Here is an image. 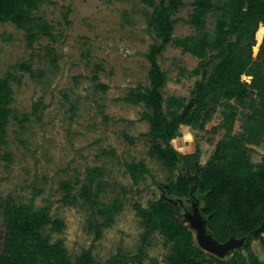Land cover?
Segmentation results:
<instances>
[{
    "label": "rangeland",
    "instance_id": "374dc122",
    "mask_svg": "<svg viewBox=\"0 0 264 264\" xmlns=\"http://www.w3.org/2000/svg\"><path fill=\"white\" fill-rule=\"evenodd\" d=\"M192 1L186 0L174 15V40L159 56L169 77L164 89L169 117L190 102L201 78V73L194 72L200 58L185 51L178 40L212 33L221 12L219 8L210 13L205 30L199 32L188 22L194 11ZM153 10L143 0H46L34 15L47 24L49 33L40 34L32 45L25 30L0 22V76L10 75L13 88L12 114L0 134V242L4 204L12 197L37 209L47 208L53 218L64 222L61 232H48L53 240L64 241L72 260L91 248L99 262L119 256L121 264H170L167 255L172 244H166L159 231H148L139 214V207L148 208L162 195L158 183L168 184L188 173L204 207L199 174L219 142L227 141L230 153L215 162L233 160L254 170L263 162L264 132L253 127L249 134L246 129L255 121L252 103L262 108V101L254 97L259 89L252 87L245 98L226 93L209 98L193 123L181 125L172 141L180 154L173 171L149 153L152 138L150 124L142 117L145 106L126 103L124 97L150 85L147 52L160 42L149 24ZM263 39L259 42L256 32L254 57ZM241 78L248 85L252 82V76ZM260 81L264 87V63ZM231 112L235 118L229 122ZM23 115L29 119L16 118ZM132 162L148 169L138 181L127 169ZM85 185L92 195L99 194V207L114 201L120 205L113 219L101 225L98 236L89 229V221L101 223L106 216L97 211L94 218V208L83 196ZM191 204L192 196L178 198L179 215L187 225L184 214ZM221 222H226L225 217L215 219L208 229L214 234ZM229 228L227 239L225 233L217 232L221 241L232 233L240 238L232 223ZM192 233L198 244L193 228ZM258 235L223 259L239 251L249 260L254 252L264 264V239Z\"/></svg>",
    "mask_w": 264,
    "mask_h": 264
},
{
    "label": "trees",
    "instance_id": "16d2710c",
    "mask_svg": "<svg viewBox=\"0 0 264 264\" xmlns=\"http://www.w3.org/2000/svg\"><path fill=\"white\" fill-rule=\"evenodd\" d=\"M45 1L0 0V22H12L25 30L29 44L32 45L40 34L49 33L47 24L34 15ZM143 1L154 6L149 24L160 42L153 43L147 52L150 85L144 90H131L124 101L145 106L142 117L150 124L149 133L152 138L149 153L173 171L180 160V154L172 141L181 125L193 123L205 109L209 98L217 99L222 93H226L228 97H246L249 87L259 89L254 97L262 101V108L256 102L252 103L255 121L246 129L249 134L253 127L264 132V87L259 86L264 63V39L258 55L253 56V47L257 43L256 32L264 24V0L192 1L194 11L188 22L199 32L205 30L206 18L210 13L219 8L221 12L212 33H205L199 39L189 37L178 40L185 51L200 58L199 66L194 72L201 73V78L194 85L190 102L181 112L172 111L171 117L164 108V89L169 77L160 65L159 56L174 40V15L186 4V0H161L159 3L155 0ZM244 74L252 76L251 86L242 80ZM12 102L11 77L0 76V134L4 133L10 121ZM37 111L38 105L34 107L33 113L37 114ZM234 114L231 112L228 115L229 122L234 120ZM16 118L19 121L29 119L27 115ZM226 152L230 153L228 142H219L214 155L199 174V186L204 192V213L209 217V224H213L221 216L226 220L214 230V236L219 241L222 240V235L217 232L225 233L227 239L229 223H232L234 233L240 237L249 235L264 225V160L256 170L250 164H234L233 160L227 164L215 162L222 161ZM127 169L135 181L148 172L145 165L136 162L127 164ZM158 185L162 195L148 208L139 207V214L148 231H159L165 243L172 244L167 255L170 264H204L206 261L213 264L263 263L254 252L250 253L249 260L239 254V251L226 260L198 246L193 239L192 228L182 221L177 206L178 198L192 196L190 192L193 185L188 173L178 175L168 184ZM67 196L71 195L68 193ZM83 196L94 208V218L97 211L106 216L101 223L95 219L89 221V229L98 236L101 225L110 222L119 210V202L99 207V194L92 195L91 188L87 185L84 186ZM74 199L72 196V201ZM3 224L5 230L0 242V264H121L119 256H113L105 262L97 261L91 248L84 249L72 260L64 241L53 240L48 232H61L65 224L62 220L53 218L47 208L37 209L10 197L4 204ZM258 238L264 239V235L260 234Z\"/></svg>",
    "mask_w": 264,
    "mask_h": 264
},
{
    "label": "water",
    "instance_id": "95a60500",
    "mask_svg": "<svg viewBox=\"0 0 264 264\" xmlns=\"http://www.w3.org/2000/svg\"><path fill=\"white\" fill-rule=\"evenodd\" d=\"M193 188L191 195L193 196ZM202 198L194 199L191 209H186L184 220L196 231V238L199 246L220 258L225 257L230 252L246 246L250 240L264 231V225L243 237H236L233 233L228 240L221 242L208 229L209 217L204 213V207L201 206Z\"/></svg>",
    "mask_w": 264,
    "mask_h": 264
},
{
    "label": "bare ground",
    "instance_id": "6f19581e",
    "mask_svg": "<svg viewBox=\"0 0 264 264\" xmlns=\"http://www.w3.org/2000/svg\"><path fill=\"white\" fill-rule=\"evenodd\" d=\"M257 37L259 42H261L262 38L264 37V24H262V26H260V28L258 29Z\"/></svg>",
    "mask_w": 264,
    "mask_h": 264
},
{
    "label": "flooded vegetation",
    "instance_id": "af4514ba",
    "mask_svg": "<svg viewBox=\"0 0 264 264\" xmlns=\"http://www.w3.org/2000/svg\"><path fill=\"white\" fill-rule=\"evenodd\" d=\"M193 187V190H194V192H193V196H192V203H193V201H194V199H196V197L197 198H201V196L197 193V191H198V186L197 185H194V186H192ZM192 205V204H191ZM192 207V206H191ZM191 207H189L188 209H191Z\"/></svg>",
    "mask_w": 264,
    "mask_h": 264
}]
</instances>
